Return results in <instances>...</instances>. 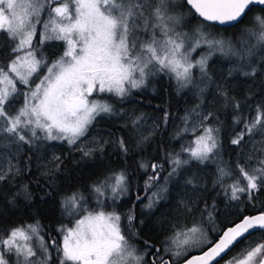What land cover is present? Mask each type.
<instances>
[{
  "label": "snow or ice",
  "instance_id": "1",
  "mask_svg": "<svg viewBox=\"0 0 264 264\" xmlns=\"http://www.w3.org/2000/svg\"><path fill=\"white\" fill-rule=\"evenodd\" d=\"M186 4L204 22L237 26L250 5H264V0H186ZM182 21L183 17L175 14L173 0H0V35L10 43L12 54L6 65H0V148L31 146L41 139L65 141L75 146L83 158L91 157L102 146L83 138L97 116L115 111L111 103L95 98L101 94L122 102L158 74L174 79L180 88L203 91L211 81L209 60L213 56L228 62L229 75L264 74V17H255L252 26L240 30L234 40L215 35L207 26L184 31L179 27ZM38 26L42 31L34 45ZM50 42L64 45L62 55L51 63L39 51L40 46ZM198 49L206 51L200 54ZM193 53L199 59H194ZM18 84L27 91L22 93L23 106L15 109L13 100L21 94ZM218 91L226 103H233L219 86ZM233 106L240 107L238 103ZM211 119L212 113H207L200 116L198 125L192 126V145L181 149L186 157L181 153L167 154L169 177L187 170L192 161L202 164L220 157V129L206 123ZM142 120V115L133 116L130 122L139 130ZM234 122L240 124L241 120ZM188 131L187 127L182 129L176 138ZM257 131L264 133V105L259 104L254 118L243 120L231 144L240 146L246 135ZM118 145L127 154L123 139ZM241 159L243 162L238 160L234 168L224 163L218 166L217 183L230 201L242 202L243 197L251 202L257 199V193L264 192V152ZM52 160L59 170L60 157L53 155ZM6 163V169L0 164V182L20 173L10 159ZM139 167L151 171L145 186L153 187L163 165L142 161ZM186 183L195 188L199 181L192 175ZM127 191L128 177L120 171L91 185L89 196L95 208L86 207L89 199L83 192L67 194L61 207L75 224L58 229L62 236L59 245L51 242L56 260L42 235V226L35 221L15 226L0 236V264H220L218 258L241 238L245 247L227 264H264V211L243 216L223 229L216 241L207 236L200 221L191 225L176 221L160 247L144 240L143 249H138L139 234L132 231L135 216L122 217L115 210ZM160 192H167V187L153 192L147 208L164 198ZM17 194L31 198L26 184ZM109 200L112 211L106 210ZM181 203L190 214L186 219L200 212L202 218L215 223V204L205 203L201 211L195 207V199H182ZM122 220L127 222L124 227ZM254 230H258V241L251 239L257 235ZM205 246L208 247L201 254L188 257L193 247Z\"/></svg>",
  "mask_w": 264,
  "mask_h": 264
},
{
  "label": "trees",
  "instance_id": "2",
  "mask_svg": "<svg viewBox=\"0 0 264 264\" xmlns=\"http://www.w3.org/2000/svg\"><path fill=\"white\" fill-rule=\"evenodd\" d=\"M182 4L190 13L186 29L194 24H203L215 35L225 39L234 40L240 30L252 26L255 17H264V9L252 7L237 26L219 28L203 23L186 6L184 0ZM2 38L0 35V41ZM43 46L41 52L48 61L56 60L62 53V42H50ZM7 51L9 50L3 49L0 42V65L9 61L11 54L5 58ZM204 51L206 49H198L197 53L202 54ZM197 53H193L194 59H199ZM257 61L259 63V55ZM227 63L217 56L209 60L211 81L203 91L198 88H180L174 79L158 74L148 81L147 86L133 90L130 97L122 102L108 94L99 96V99L111 103L115 111L113 114L97 116L87 136L83 138L92 136L95 139L93 142L102 146V150L96 151L91 157L83 158L80 152L74 150L75 146H69L65 141L41 139L31 146L13 144L0 148V164L6 169V159H10L20 169L19 175L0 182V236H4L15 226L39 221L43 234H48V238L52 239L58 233L59 226L65 227L75 221L61 207L64 197L79 190L89 199L86 207L95 208V201L89 196L91 185L120 171L125 172L128 177V191L117 202L115 210L122 217L129 214L135 216L132 231L139 234L138 244L143 245L142 247L144 240L160 247L171 234V224L176 221L188 225L200 221V226L208 237L215 241L223 229L238 222L243 216L264 211V192L257 193V199L251 202L243 197L242 202L230 201L217 183L218 166L222 163L234 168L238 160L243 162L242 157L260 156L264 152V133L258 131L251 136L246 135L240 146L231 144V139L242 129L243 120L253 119L256 106L264 105V74L258 73L256 77L229 75ZM218 86L228 93L232 104L224 101ZM19 88L26 89L23 86ZM235 103L240 105L239 109L233 106ZM207 113H212V119L206 123L220 129V157L202 164L192 161L187 170L169 177L171 169L167 154L181 153L182 156H187V153L181 151L182 146L192 145L195 137L191 134V128L198 125L200 116ZM141 115L143 120L137 130L130 120L133 116ZM238 118L241 120L240 124L234 122ZM186 127L189 131L177 139L181 130ZM196 135H199V131ZM144 136L149 138L144 140ZM121 139L128 148L127 154L118 145ZM53 155L59 156L62 161L59 170L54 167ZM142 161L163 165L160 179L154 181L151 188L146 189L145 181L152 173L139 167ZM192 175L199 181L195 188L186 183ZM25 184L31 193L30 199L17 194ZM165 186L167 192H160L164 198L159 199L152 208H147L146 204L153 192H159ZM138 196L140 199H137ZM182 199L187 202L195 199V207L201 211L205 203L215 204V223L209 222L206 217L202 218L200 212L194 218L186 219L190 214L184 211ZM107 204L106 210L112 211L111 203L107 201ZM126 223L122 220V227ZM211 227H216L218 231L213 232ZM251 239L259 240L258 231ZM245 244L241 240L234 245L220 259V264H227L228 260L242 251ZM206 247L192 254L201 253Z\"/></svg>",
  "mask_w": 264,
  "mask_h": 264
},
{
  "label": "rangeland",
  "instance_id": "3",
  "mask_svg": "<svg viewBox=\"0 0 264 264\" xmlns=\"http://www.w3.org/2000/svg\"><path fill=\"white\" fill-rule=\"evenodd\" d=\"M173 7H174V10H175V14L176 15H178V16H182L183 17V21H182V24L179 26V27H181V28H183V30L184 31H191V30H193V29H196L197 27H203L204 25L203 24H194L193 26H190V27H188L187 29H186V25H187V23H186V21H187V18L189 17V12L188 11H186L185 10V7L183 6V4H182V0H173ZM42 31V29L40 28V26H38L37 27V35H36V38L33 40V44L35 45V44H37L38 43V41H39V38H40V32ZM62 45H63V42H62ZM43 46V45H42ZM42 46H40V48H39V50H40V52H41V49H42ZM44 47V46H43ZM63 51H64V45H63V49H62V53H63ZM55 53V52H54ZM62 53H61V55H62ZM60 55V56H61ZM43 56H44V58L46 57V55H44L43 54ZM59 56V57H60ZM58 57V58H59ZM57 58V59H58ZM196 58H198V57H196ZM56 59V60H57ZM48 61V60H47ZM53 61H55V60H53ZM53 61H49V63H51V62H53ZM7 63H8V60H7ZM7 63H5V65L7 64ZM45 70L44 69H41V72H44ZM36 78H35V76L33 77V80H35ZM36 82H38V81H36ZM20 85V84H19ZM19 85H17V87H18V89H20V93L21 94H18L15 98H14V100H13V103H14V101H16V103H14V107H15V109H19L20 107H22L23 106V103H24V96H23V92H26L27 91V88L24 86V85H21V86H23V88H26V89H23L22 90V88H19V87H21V86H19ZM101 95H105V94H101ZM100 95V96H101ZM94 96H95V94H94ZM99 97V96H98ZM98 97H95V98H97V99H99ZM91 99V98H90ZM99 100H102V99H99ZM103 101V100H102ZM85 140H88V141H94L95 139L91 136V137H89V138H86ZM109 202V204L111 203V201L109 200L108 201ZM111 205V204H110ZM109 211H111V210H109ZM74 226V225H73ZM213 232L214 231H218V229L216 228V227H211L210 228ZM206 233V232H205ZM207 234V233H206ZM208 236V235H207ZM206 247V246H205ZM201 249H203V248H196V247H193L189 252H188V255L189 254H192L193 252H197V251H199V250H201Z\"/></svg>",
  "mask_w": 264,
  "mask_h": 264
},
{
  "label": "flooded vegetation",
  "instance_id": "4",
  "mask_svg": "<svg viewBox=\"0 0 264 264\" xmlns=\"http://www.w3.org/2000/svg\"><path fill=\"white\" fill-rule=\"evenodd\" d=\"M0 42L2 43L3 49H7V50H9V51H7V56L5 57V58H7V57L9 56V54H11V52H10V43H9L8 41H6L4 38H2ZM39 51H40V50H39ZM11 56H12V54H11ZM11 56H10V58H11ZM74 224H75V221H73V222H71V223H68L67 225H65V227H72ZM61 227H62V226H59V228H61ZM59 228H58V229H59ZM58 229H57V232H58V233L56 234V236H53L52 239H49V238H48V234L45 235V234H43L44 232H42V235L44 236L45 241L48 242L49 245H50V250H51V252H52V256H53V260H54V261H55L56 258H57V252H56L55 247H52V246H51V242H52V241H55V242H56V245H59V244H60L61 239H62V236H61V233L58 231ZM54 233H55V232H54ZM142 246H143V245H142ZM142 246L139 245V244H137L138 249H143Z\"/></svg>",
  "mask_w": 264,
  "mask_h": 264
},
{
  "label": "water",
  "instance_id": "5",
  "mask_svg": "<svg viewBox=\"0 0 264 264\" xmlns=\"http://www.w3.org/2000/svg\"><path fill=\"white\" fill-rule=\"evenodd\" d=\"M184 2H185V4H186V0H184ZM186 6L192 11L193 14H195V15L200 19V21H202V18H200V17L198 16V14H196V13L194 12V10L191 9V6H190V5H187V4H186ZM252 7H258V8L264 9V5H250V6H249V9L252 8ZM249 9L246 10V13L249 11ZM243 18H244V17H243ZM243 18H242V19H243ZM202 22L205 23V24H208V25H212V26H215V27H219V28H229V27H233L232 25H219V24H212L211 22H204V21H202ZM257 214H258V213H257ZM254 215H255V214H254ZM238 222H239V221H238ZM236 223H237V222H236ZM254 231H258V230H254ZM217 239H218V238H217ZM217 239H216V240H217ZM216 240H215V241H216ZM241 240H243V238H241ZM241 240H240V241H241ZM240 241H238V242H240ZM238 242H237V243H238ZM237 243H236V244H237ZM236 244H234V245H236ZM234 245H233V246H234ZM233 246H232V247H233ZM205 250H206V249H205ZM229 250H230V249H229ZM227 253H228V252H227ZM227 253L222 254V257H223L224 255H226ZM199 254H201V253H198V254H192V255H190V256H188V257L195 256V255H199ZM188 257H187V258H188ZM187 258H186V259H187ZM218 259H221V258H218ZM213 264H215V262H213Z\"/></svg>",
  "mask_w": 264,
  "mask_h": 264
}]
</instances>
